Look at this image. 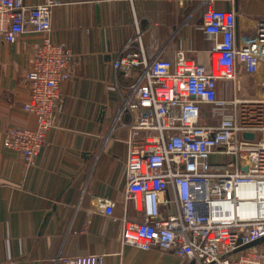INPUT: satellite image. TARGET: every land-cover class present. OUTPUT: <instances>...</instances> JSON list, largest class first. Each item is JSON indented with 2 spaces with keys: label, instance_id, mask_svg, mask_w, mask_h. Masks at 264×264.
Segmentation results:
<instances>
[{
  "label": "built area",
  "instance_id": "built-area-1",
  "mask_svg": "<svg viewBox=\"0 0 264 264\" xmlns=\"http://www.w3.org/2000/svg\"><path fill=\"white\" fill-rule=\"evenodd\" d=\"M102 1L125 2L133 10L136 2L151 0ZM201 1L207 5L202 29L215 43L209 67L185 52L176 60L150 59L139 35L135 50L131 41L113 64L115 71H138L117 115L119 122L129 116L122 125L125 202L140 217L119 220L121 243L143 252H170L185 264H264V244L237 252L264 239V19L238 39L237 14L217 10L216 0ZM61 5V0L37 6L0 0L2 43L14 45L28 27L43 35L26 75L24 110L35 116L36 127L12 128L5 142L27 168L34 167L46 143L60 88L70 80L75 60L69 48L49 38L52 11ZM205 109L214 123L202 121ZM221 158L225 162L217 163ZM97 209L113 219L111 203L100 201ZM56 262L105 264V256Z\"/></svg>",
  "mask_w": 264,
  "mask_h": 264
},
{
  "label": "crops",
  "instance_id": "crops-1",
  "mask_svg": "<svg viewBox=\"0 0 264 264\" xmlns=\"http://www.w3.org/2000/svg\"><path fill=\"white\" fill-rule=\"evenodd\" d=\"M46 0H23L29 6ZM52 11L49 38L75 55L71 77L60 88L54 125L34 167L5 148L12 128L34 130L24 110L26 75L43 35L31 27L14 45L0 41V264H57L59 257L105 256V264H185L170 252H143L121 243L120 219L139 221L125 202L124 161L128 123L117 119L138 71H115L114 62L137 36L149 58L176 60L179 52L205 67L215 43L202 29L201 0L125 2L61 0ZM205 1V0H204ZM215 8L234 11L233 0ZM241 39L264 19V0H239ZM138 43L131 46L134 51ZM219 83L218 95L223 96ZM113 206V219L98 213Z\"/></svg>",
  "mask_w": 264,
  "mask_h": 264
},
{
  "label": "water",
  "instance_id": "water-1",
  "mask_svg": "<svg viewBox=\"0 0 264 264\" xmlns=\"http://www.w3.org/2000/svg\"><path fill=\"white\" fill-rule=\"evenodd\" d=\"M234 1V5H235V10L234 12L237 13L238 12V5H239V0H233ZM244 138H249V139H252V136L251 135H247L245 134L244 135ZM260 244H264V239L260 240V241H257L253 244H250V245H247V246H244L242 248H240L237 252H241V251H244L246 249H249V248H253L255 246H259ZM191 264H194V263H191Z\"/></svg>",
  "mask_w": 264,
  "mask_h": 264
},
{
  "label": "rangeland",
  "instance_id": "rangeland-1",
  "mask_svg": "<svg viewBox=\"0 0 264 264\" xmlns=\"http://www.w3.org/2000/svg\"><path fill=\"white\" fill-rule=\"evenodd\" d=\"M223 92V91H222ZM232 97V95H231V93H229V98H231ZM208 112H209V109H205V111H204V114H203V119H202V121L205 123V124H211V123H214L215 122V119H208V117H205V115H207L208 114ZM230 112V111H229ZM212 161H216V159H211ZM217 163H221V162H225V159H223V158H221V159H218L217 161H216Z\"/></svg>",
  "mask_w": 264,
  "mask_h": 264
}]
</instances>
